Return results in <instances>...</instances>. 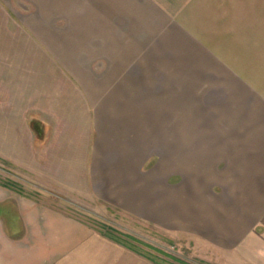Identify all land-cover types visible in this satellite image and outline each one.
I'll return each mask as SVG.
<instances>
[{
	"label": "crops",
	"instance_id": "1",
	"mask_svg": "<svg viewBox=\"0 0 264 264\" xmlns=\"http://www.w3.org/2000/svg\"><path fill=\"white\" fill-rule=\"evenodd\" d=\"M4 137L45 183L264 264V0H0ZM16 199L0 190L9 232L57 230Z\"/></svg>",
	"mask_w": 264,
	"mask_h": 264
},
{
	"label": "rangeland",
	"instance_id": "2",
	"mask_svg": "<svg viewBox=\"0 0 264 264\" xmlns=\"http://www.w3.org/2000/svg\"><path fill=\"white\" fill-rule=\"evenodd\" d=\"M38 113L34 110L28 114L31 153L36 164L57 174L59 169L49 168L46 162L53 138H40L33 130L37 121L32 117ZM20 124L22 128L23 122ZM1 141L6 143L10 138H0ZM4 143H0V190L17 197V202L30 203L29 211L41 223L51 221L57 230L39 234L32 231L31 239L26 240L28 231L13 234L5 225L10 218L0 217V264H215L213 254H205L188 239L106 209L86 193L70 192L68 186L58 185L54 176L46 183L41 181L23 169L22 161L14 159L9 145ZM41 143L46 145L42 147ZM5 183H9L8 187L1 185ZM10 204L6 206L15 203ZM12 211V225L16 224L19 231L22 217L15 208ZM105 229L118 236L122 244L108 238Z\"/></svg>",
	"mask_w": 264,
	"mask_h": 264
},
{
	"label": "trees",
	"instance_id": "3",
	"mask_svg": "<svg viewBox=\"0 0 264 264\" xmlns=\"http://www.w3.org/2000/svg\"><path fill=\"white\" fill-rule=\"evenodd\" d=\"M108 231V232H107ZM106 231V229H105V231H104V233H105V235L108 237V238H110V239H112V240H114V241H116V242H118V243H121V239L118 237V236H116L112 231H110V230H107ZM122 244V243H121Z\"/></svg>",
	"mask_w": 264,
	"mask_h": 264
}]
</instances>
